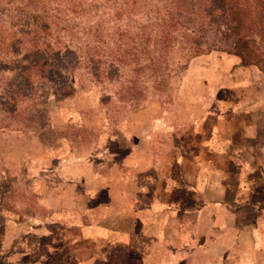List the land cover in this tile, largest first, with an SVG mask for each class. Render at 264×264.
Returning <instances> with one entry per match:
<instances>
[{"label": "rangeland", "instance_id": "374dc122", "mask_svg": "<svg viewBox=\"0 0 264 264\" xmlns=\"http://www.w3.org/2000/svg\"><path fill=\"white\" fill-rule=\"evenodd\" d=\"M231 1L250 8L252 18L263 23L264 0ZM195 4L197 9L189 8L191 22L208 30V38L227 30L226 18H218L219 11L206 0ZM247 38L260 54V67L242 66L240 60L236 65L224 51L188 62L177 55L166 76L170 90L162 97L143 92L131 100L145 81L149 87L161 81L128 72L125 81L134 88L128 86L124 94V80L115 76L109 90L88 83L75 96L63 98L59 88L67 77L50 72L47 84L54 88L38 87L36 105L30 93L16 94L7 82L11 74L3 72L0 168L11 173L8 181L16 188L7 200H24L27 205L17 210L40 217L34 216L31 226L40 220L46 224L40 239L20 244L37 249L36 254H3L0 264H264V209L256 242L249 231L239 237L244 222L226 202L205 212L184 208L193 194L186 187L194 183L197 188L201 173L231 170L236 163L229 154L209 152L203 143L205 119H219L227 114L221 111L227 104L243 98L264 103V33L254 31ZM14 115L32 119L35 132L18 131ZM82 224L84 241L77 237ZM18 230L7 227L4 233L16 237ZM4 247L10 250L12 244Z\"/></svg>", "mask_w": 264, "mask_h": 264}, {"label": "trees", "instance_id": "16d2710c", "mask_svg": "<svg viewBox=\"0 0 264 264\" xmlns=\"http://www.w3.org/2000/svg\"><path fill=\"white\" fill-rule=\"evenodd\" d=\"M206 1L228 24L226 31H217L213 38L191 22L189 8L197 5L195 0H0V81L3 72L10 73V87L16 94L30 93L36 105L38 87L54 88L47 84L50 72L67 77L59 88L63 98L75 96L88 83L109 90L115 76L123 78L120 93L124 94L132 87V82L125 81L128 72L161 81V86L154 87L145 81L144 89L131 98L136 100L143 92L159 97L168 94L171 85L166 76L177 55L188 62L207 52L224 51L237 57L242 66L260 67V54L247 37L254 31L264 33V21L252 18L250 8L241 3ZM13 118L19 119L18 131L35 132L32 119Z\"/></svg>", "mask_w": 264, "mask_h": 264}, {"label": "crops", "instance_id": "0c3cea01", "mask_svg": "<svg viewBox=\"0 0 264 264\" xmlns=\"http://www.w3.org/2000/svg\"><path fill=\"white\" fill-rule=\"evenodd\" d=\"M233 60L236 61V65L239 64L237 57L234 56ZM221 111L227 114L211 121L205 119L202 133H208V137L203 138V143L209 148V152L218 154L219 157L221 154H229L228 159L235 160L236 163L231 170H212V174L208 176L201 173V177L197 179V188H194V183L191 188L186 187V191L190 190L193 194L187 198L186 202L184 200L186 205L184 208L205 212L226 202L227 205L238 210L241 215L240 221L244 222L239 226V237L246 235L249 231L251 238L257 242L260 235L258 230L260 214L264 209V103L255 104L243 98L241 103L227 104ZM10 174L6 169L0 168V255L6 254L12 258L30 256L36 254L37 249L21 248L20 244H29L30 241L40 239L39 235L43 230L45 231L46 223L42 224L43 221L40 220V225L31 226L30 220L36 214L30 216L17 210V206H23L24 209L27 203L24 200H7L8 196L12 199L13 193H16V188L8 181ZM209 191L216 194H210ZM209 195L214 197L212 202L205 200ZM7 201L11 204L8 205ZM174 202L181 203V200ZM77 215L83 218L82 213ZM41 217L45 218L44 215ZM13 226H19L16 237H13L10 232L4 233V228ZM84 230L86 231L82 224L77 235L81 241L88 240L85 238ZM144 236L146 235L143 234L141 237ZM5 244L6 246L12 244L11 249L3 251ZM18 262L11 261L10 264H18Z\"/></svg>", "mask_w": 264, "mask_h": 264}]
</instances>
